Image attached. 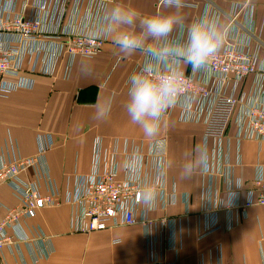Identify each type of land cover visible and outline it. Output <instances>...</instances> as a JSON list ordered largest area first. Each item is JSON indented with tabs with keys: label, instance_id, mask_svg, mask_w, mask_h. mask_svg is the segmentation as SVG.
Wrapping results in <instances>:
<instances>
[{
	"label": "crops",
	"instance_id": "crops-1",
	"mask_svg": "<svg viewBox=\"0 0 264 264\" xmlns=\"http://www.w3.org/2000/svg\"><path fill=\"white\" fill-rule=\"evenodd\" d=\"M248 1L254 6L253 23L248 24L244 15L240 18L238 41L246 42L250 37L252 50L259 53L261 75H250L241 82L237 94L243 95V103L236 114L247 105L264 104V0ZM23 2L17 0V9ZM185 3L195 6L183 9L185 25L177 27L171 35L176 42L186 38L192 20L204 18L206 6L207 18L223 19L225 13L232 11L234 0H185ZM116 4L134 8L141 16L163 11L159 0H109L108 10ZM220 10L222 13L217 16ZM108 36L100 55L92 59L60 57L52 74L32 71L36 60L39 64L40 60L36 59L37 53L30 51L44 46L43 57L50 64L54 61L53 42L23 46L27 53L22 76L27 86L0 97V152L35 156L38 136H51L54 144L46 152L47 167L50 178L64 192L68 182L73 185L77 177L91 171L97 140L103 143V150L120 149L122 164L127 139L142 144L145 151L155 141L158 154L150 157L149 162L155 167L160 160L163 162L164 185L158 196L159 200L165 196L167 204L163 207L158 201L154 210L142 205L140 210L147 218L173 220L172 231L169 227L163 233L159 225L156 231H151V236L157 237L155 254L147 243V230L142 224L89 234L74 232L71 208L61 204L43 208L29 219L24 232L30 241L21 244L18 250L0 253V264H155L152 261L155 256L161 264H264V205L245 210L237 207L245 203L248 192L253 190L259 168L264 169V142L239 140L233 121L221 151H217L214 140H205L203 122L180 120L179 106L163 119L157 136L145 137L130 122L123 104L132 74L151 57L145 52L125 56L113 42L115 32L110 30ZM182 67L203 81L210 77L207 68L193 70L183 64ZM106 97L112 100L110 114L103 122L96 121L92 118L94 109ZM196 148L205 153L204 166L192 180L181 181L179 164L183 154ZM24 178L31 179L32 171ZM237 178L242 183L239 187L235 184ZM229 191L233 196L226 204ZM3 204H19L6 184L0 185V216L5 211ZM229 204L233 205L230 209ZM214 223L220 229L201 239L205 226ZM170 244H175L176 252L170 250Z\"/></svg>",
	"mask_w": 264,
	"mask_h": 264
},
{
	"label": "built area",
	"instance_id": "built-area-1",
	"mask_svg": "<svg viewBox=\"0 0 264 264\" xmlns=\"http://www.w3.org/2000/svg\"><path fill=\"white\" fill-rule=\"evenodd\" d=\"M108 4L109 0H24L17 9V0L5 3L0 0V36L4 35L0 37V97H7L13 91L27 86L22 71L27 53L24 48L29 43L53 42L55 46L52 51L54 61L50 64L43 57L44 46L30 51L31 54L37 53L36 59L40 60V64L36 60L32 71L42 74H52L55 62L63 56L92 59L100 55L111 30L105 20ZM207 5L210 8V3ZM194 6L185 3V7ZM253 7L248 0H234L232 11L225 13L230 18L228 39L224 49L207 67L209 79L203 81L181 65L186 81L185 92L163 117L170 115L179 106L180 120L203 122L205 140H214L217 151H221L233 121L238 127L239 140L264 142V104L247 105L236 114L239 104L243 103V95L237 94L241 82L250 75H261L259 53L252 50L250 37L246 42L238 41L240 18L244 15L248 18V24H252ZM220 13L221 10L217 16ZM207 15L208 6L204 18ZM144 66L137 67L132 76ZM53 144L51 136L41 135L38 136V152L35 156L21 157L0 152V185L10 186L19 200L17 206L2 205L5 211L0 216V253L5 250L13 252L21 244L30 241L24 232V225L36 217L39 210L67 204L71 208L74 232L89 234L119 226L142 224L147 230V243L157 254V237H152L151 231H156L159 225L163 233L169 227L171 232L173 220L165 217L159 220L147 218L136 200L144 183L150 181L156 171L163 167L161 160L157 167L149 162L150 157L158 154L156 142L150 143L151 148L145 151L142 144L127 139L122 152L125 158L122 164L119 161L120 149L103 150V143L97 140L91 171L77 177L73 185L68 182L64 192L50 178L47 167L46 152ZM206 161L209 170L213 169L209 166V160ZM30 171L32 178H24ZM163 185L162 177L158 190L161 191ZM158 201L163 207L167 204L165 196H161L160 200L158 196L153 210ZM122 205H127V220L120 212ZM255 205H264L263 168H259L254 188L248 192L247 200L237 207L245 210ZM231 207V204L227 206L228 209ZM219 229L217 223L212 226L208 224L200 238ZM169 239L171 242V236ZM170 246V250L176 252L175 244ZM152 261L155 264L162 263L156 256Z\"/></svg>",
	"mask_w": 264,
	"mask_h": 264
},
{
	"label": "clouds",
	"instance_id": "clouds-1",
	"mask_svg": "<svg viewBox=\"0 0 264 264\" xmlns=\"http://www.w3.org/2000/svg\"><path fill=\"white\" fill-rule=\"evenodd\" d=\"M161 5L163 11L141 16L134 8L116 4L105 15L108 26L115 32L113 42L122 54L145 52L151 57L143 69L131 77L123 104L130 122L147 138L159 134L164 115L185 92L181 65H190L193 70L206 69L224 49L229 35L227 15L223 19L200 18L192 20L187 26L186 38L176 42L171 35L177 27L185 25V0H161ZM111 106L110 97L98 101L92 118L103 122ZM204 163L205 153L199 148L185 152L179 164V179L192 180ZM163 175V170L158 169L136 196L137 202L147 210H151L158 199V185ZM235 184L242 185L238 178ZM227 196L226 204L230 203L233 193L229 191ZM120 212L127 220V205H122Z\"/></svg>",
	"mask_w": 264,
	"mask_h": 264
}]
</instances>
